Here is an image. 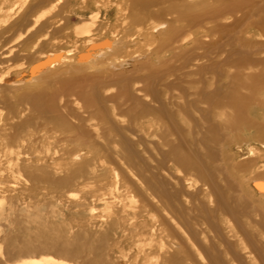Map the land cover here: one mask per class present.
<instances>
[{
	"label": "bare ground",
	"instance_id": "bare-ground-1",
	"mask_svg": "<svg viewBox=\"0 0 264 264\" xmlns=\"http://www.w3.org/2000/svg\"><path fill=\"white\" fill-rule=\"evenodd\" d=\"M18 2L26 35H0V71L21 60L0 85V185L21 174L107 212L97 233L6 236L0 264H264V209L231 194L249 164L215 163L231 139L264 148V0ZM71 3L88 19L68 34ZM224 51L235 73L215 83ZM249 183L264 197V178ZM42 253L64 260H30Z\"/></svg>",
	"mask_w": 264,
	"mask_h": 264
},
{
	"label": "rangeland",
	"instance_id": "rangeland-1",
	"mask_svg": "<svg viewBox=\"0 0 264 264\" xmlns=\"http://www.w3.org/2000/svg\"><path fill=\"white\" fill-rule=\"evenodd\" d=\"M17 3H19L18 0H0V15L4 13L2 16L4 15L7 16V21L3 23L1 22L2 26L0 24L1 26L0 35H23V34L26 35L25 33L22 32L23 30H21L20 28H16V27L12 28L14 21L18 17L16 15V13L18 12V9L16 7L19 6V4ZM76 5H72L71 3L70 7L67 8L70 12L72 13L74 12L73 14L72 13L69 14L70 12L66 14L68 17V24H67L68 34H71V31L74 28L79 27L80 25H83V23L85 24L88 19L87 13L79 9V7L77 8L78 5L77 6ZM77 9H79L80 11H78ZM56 11L57 10L55 9L54 11L49 13L47 16L56 17V13H57ZM56 18L59 19L60 17L58 16ZM255 39L258 40L257 38ZM218 40H219V37L215 35V41H218ZM67 48H69V46L63 45L62 47H60V49L58 48L57 51L66 50ZM53 51L54 50H50V52H53ZM217 54L215 53V83L224 81L225 79L224 76L226 74L227 75L233 74L232 72L235 73V70L233 68L229 69L228 66L224 65V62L226 61L227 52L224 51V52L217 53ZM8 62L4 65V69L0 71V76L2 74L0 85H5L7 83L6 81H8L13 76V72L16 71L15 66L21 64V60H18L17 58H14V57H11L8 60ZM23 68L24 70L25 68L27 70L28 68L27 63H25ZM6 71H10L9 73L10 77L8 73H6ZM241 139H245V138L242 137ZM238 140L240 139H237V140L231 139L230 142L226 146L224 147L221 146L220 148H218L220 149V153L216 154L218 156H216L217 162L215 161V163L218 165L223 164V162L229 164V159H230L229 155H232V154H233V157L231 159L233 158L234 159L231 160L230 162L231 165H234V164L240 165L242 163L240 166H243L245 164L244 167H247L246 164L248 163L249 165L246 168V171L248 170V172H246L245 170L242 171V173L241 171L238 172V182H240L243 188L241 190L240 188L238 190L236 189L235 192L234 193L231 192V194L237 195L242 200H245L247 198L246 200H248V203L250 202L252 207L253 206L257 208L263 207L264 209V197L255 193L251 189L250 183H249L250 180L254 177L264 178V174H263L264 172V163H263L264 148L262 149L261 146L257 145L254 142H250V143L243 142L241 144V148H238L235 146L233 147V144L236 143ZM141 150L142 149H139V151H137V153L141 156H145V157L149 155L156 156L155 153L157 152V150H156L155 145L154 146L149 145L145 149V152ZM237 150L238 152H236ZM235 155L237 157H235ZM260 158L261 160H259ZM242 161L245 163H243ZM249 161L251 162L249 163ZM261 170L262 172H260ZM217 180H218V183L221 184L218 178ZM0 186L1 187L3 186L2 187L3 189L8 188V189H11L12 191L14 190L15 192H13L14 193L13 195H16V199L13 202H8L7 200L5 201V199L2 200L0 198V201L2 202V205L0 207V247H2L3 249V255H2L3 260L7 259V256L4 253L6 236L12 237V243L20 247V245L24 246L26 243L27 244L30 243L31 246H33V244L34 246H36L38 243H40V240L42 237L49 236V240L54 239V238H57L59 236V233L61 232L64 238H70L73 235H76V233H78V230H80V228L82 227L88 228V230L93 233H97L100 230L101 231L104 230V227L98 226L97 223H101L102 217L105 216L104 212L106 213L107 210H105L103 205L101 204L93 205L91 197L85 198L87 197L85 195L86 193L81 194V192L77 191L78 189L73 190V189L65 188L66 189L65 190L62 187H59V189H56V188H51L50 184L39 183L38 185H36L38 189L34 190L32 188L33 186L32 182H29L21 174H14L13 176L7 178V180L4 181V183L1 184ZM21 187H24L25 191L21 190L20 189ZM72 191H73V194H72ZM239 194L242 196H240ZM3 195H6V193H3ZM83 198L85 199V201ZM248 206L249 208L251 207L249 204ZM43 232H44L43 234L44 236L42 235ZM33 240L34 241L36 240V241L34 242ZM24 241H28V242L24 243ZM124 249L126 252H129L128 245H124ZM43 258H52V260L54 261L64 260L63 258L53 253H42L39 255L36 254L34 256H31L30 260L39 261ZM66 261L71 262L72 264H75V263L78 264L76 261H70L69 259H66Z\"/></svg>",
	"mask_w": 264,
	"mask_h": 264
}]
</instances>
